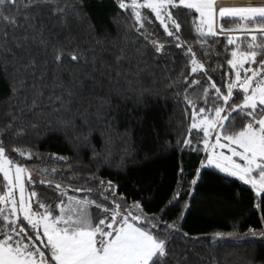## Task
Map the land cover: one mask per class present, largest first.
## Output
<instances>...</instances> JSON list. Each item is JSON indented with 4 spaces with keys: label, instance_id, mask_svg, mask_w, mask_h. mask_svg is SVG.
Returning <instances> with one entry per match:
<instances>
[{
    "label": "trees",
    "instance_id": "obj_1",
    "mask_svg": "<svg viewBox=\"0 0 264 264\" xmlns=\"http://www.w3.org/2000/svg\"><path fill=\"white\" fill-rule=\"evenodd\" d=\"M52 7L20 8V27L0 26V33L7 32L6 42L0 40V129L4 130L0 140L11 158L31 170L35 190L51 202L57 194L39 180L60 182L66 177L63 183L72 187L97 185L91 198L106 203L97 181L85 183L95 175L112 181L122 206L138 202L145 214L178 225L179 231L161 227L157 232L161 238L169 237L168 250L179 264H264V237L211 240L215 233L264 232V194L257 197L239 179L205 164L203 133L189 132L193 109L188 103L211 107L204 103L202 85L188 84L203 73L189 75L191 64L184 50L167 43L171 38L148 9L141 12L153 24L145 27L166 45L160 53L144 39L143 29L137 32L133 27L131 9H120L117 0H58L56 7L64 9L59 18ZM16 13L13 8L12 14ZM26 14H32L29 20ZM181 24L182 39L219 82L224 69H211L224 61L223 55H216L223 53L224 36L214 45L209 38L211 47L200 49L187 17ZM41 33L47 52L39 42ZM58 45L68 51L78 45L86 60L57 68L53 47ZM208 98L211 101V92ZM232 116V127L238 130L245 120ZM186 139L192 141L191 147L182 143ZM13 148L30 150L33 156L21 157ZM52 154L69 159L56 161L49 158ZM52 168L56 174H41ZM177 192L179 198L173 202ZM68 194L85 195L71 189Z\"/></svg>",
    "mask_w": 264,
    "mask_h": 264
},
{
    "label": "snow or ice",
    "instance_id": "obj_2",
    "mask_svg": "<svg viewBox=\"0 0 264 264\" xmlns=\"http://www.w3.org/2000/svg\"><path fill=\"white\" fill-rule=\"evenodd\" d=\"M57 4L58 0H0V26L20 27L17 17L19 9L24 7L35 11L41 5H53L50 11L59 18L58 13L64 9L56 7ZM117 4L120 9H131L130 14L136 21L133 27L137 32L143 29L144 39L160 53L166 45L145 27L146 23L153 24L149 15L141 12V9H148L171 38L167 43L184 50L183 54L191 64L189 75L203 73L200 79H192L188 84L202 85L204 103L210 102L211 107L196 108L195 103L185 97L193 109L189 132L197 130L203 133L205 151L209 152L205 157L207 166H214L220 172L251 185L256 196L261 197L264 194V5L218 8L217 0H131V3L117 0ZM13 8L17 9L16 15L12 14ZM31 15L26 14L25 20H29ZM184 17L194 27L196 44L200 49L211 47L209 38H213L214 45L219 43L221 35L224 36L223 53L216 52L217 56L225 57L224 61L211 69L212 72L224 69L219 82L209 74L210 66L206 67L196 58L193 46L182 39L181 18ZM225 24L236 27L226 28ZM236 32L241 35L234 36ZM6 37L7 32L0 33V40L6 42ZM39 42L45 44L42 33ZM16 46L20 47L19 44ZM47 47L45 44V52ZM226 54H230V58ZM53 60L57 68L66 62L79 65L86 60V52L81 51L78 45L71 51L58 45L53 47ZM32 64L34 66L35 61ZM210 92L211 101L208 98ZM38 95L43 96V92ZM36 103L34 100L33 105ZM232 113L245 120L238 130L232 127ZM12 119L18 120L19 117ZM6 127L11 129L12 124ZM3 134L4 130L0 129V136ZM211 139L214 142L210 143ZM182 143L189 147L192 145L190 139ZM216 149H227L229 154ZM11 150L27 159L33 156L30 150ZM49 158L64 162L69 159L56 154ZM44 172L54 175L57 169L41 170V174ZM0 174V264H174V261L179 264L168 250L169 237L161 238L157 232L161 227L179 231L178 225H169L155 215L145 214L138 202L122 206L115 199L112 181L98 180L95 175L85 181L95 180L102 187L99 196L106 203H101L91 198V194L98 191L97 185L72 187L70 183H63L66 177L60 182L40 179V184L57 194L49 202L35 190L37 181L32 179L31 170L9 156L2 140ZM72 179L78 178L74 176ZM192 183L195 184L196 180ZM69 189L85 195H69ZM105 192L111 196L104 195ZM178 198L179 192L173 197V202ZM249 233L254 237H264V232L254 229H249ZM215 236L224 238L225 234L215 233Z\"/></svg>",
    "mask_w": 264,
    "mask_h": 264
},
{
    "label": "rangeland",
    "instance_id": "obj_3",
    "mask_svg": "<svg viewBox=\"0 0 264 264\" xmlns=\"http://www.w3.org/2000/svg\"><path fill=\"white\" fill-rule=\"evenodd\" d=\"M127 1L131 3V0H127ZM138 2H142V0H138ZM212 142H214V139H211L210 140V143H212ZM209 151H211V150H209ZM216 151H223L225 154H229L227 149H216ZM208 154H209V152H207V155ZM205 164L207 165V161L205 162ZM209 167H214V166H209ZM247 186H250L251 187V185H247ZM254 192H255V190H254ZM261 238H263V237H260V236L254 237L249 232H246V233L241 234V235H230V236L229 235H225L224 238H218L215 235H213L212 238H211V240L213 242H216V241H234V242H238V241H244L246 239H261Z\"/></svg>",
    "mask_w": 264,
    "mask_h": 264
},
{
    "label": "bare ground",
    "instance_id": "obj_4",
    "mask_svg": "<svg viewBox=\"0 0 264 264\" xmlns=\"http://www.w3.org/2000/svg\"><path fill=\"white\" fill-rule=\"evenodd\" d=\"M242 1L241 0H218L217 1V7L221 6H228V7H233V6H241Z\"/></svg>",
    "mask_w": 264,
    "mask_h": 264
},
{
    "label": "built area",
    "instance_id": "obj_5",
    "mask_svg": "<svg viewBox=\"0 0 264 264\" xmlns=\"http://www.w3.org/2000/svg\"><path fill=\"white\" fill-rule=\"evenodd\" d=\"M218 1V0H217ZM242 1V4L241 6H246V5H264V0H241ZM223 7V6H221ZM233 34H241L240 32H236V33H233Z\"/></svg>",
    "mask_w": 264,
    "mask_h": 264
}]
</instances>
